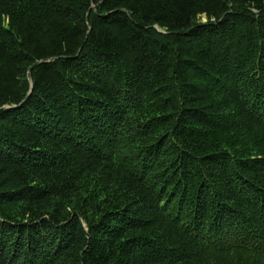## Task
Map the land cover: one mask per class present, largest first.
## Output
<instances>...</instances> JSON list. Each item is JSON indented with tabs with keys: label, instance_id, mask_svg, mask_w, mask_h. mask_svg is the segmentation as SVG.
I'll list each match as a JSON object with an SVG mask.
<instances>
[{
	"label": "trees",
	"instance_id": "trees-1",
	"mask_svg": "<svg viewBox=\"0 0 264 264\" xmlns=\"http://www.w3.org/2000/svg\"><path fill=\"white\" fill-rule=\"evenodd\" d=\"M0 264H264V0H0Z\"/></svg>",
	"mask_w": 264,
	"mask_h": 264
},
{
	"label": "water",
	"instance_id": "water-1",
	"mask_svg": "<svg viewBox=\"0 0 264 264\" xmlns=\"http://www.w3.org/2000/svg\"><path fill=\"white\" fill-rule=\"evenodd\" d=\"M30 80H31V76H30Z\"/></svg>",
	"mask_w": 264,
	"mask_h": 264
}]
</instances>
